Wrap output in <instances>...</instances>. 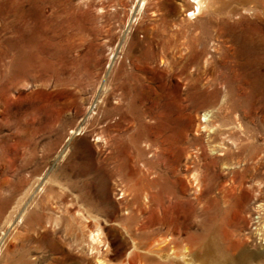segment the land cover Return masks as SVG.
Masks as SVG:
<instances>
[{"label":"rangeland","instance_id":"obj_1","mask_svg":"<svg viewBox=\"0 0 264 264\" xmlns=\"http://www.w3.org/2000/svg\"><path fill=\"white\" fill-rule=\"evenodd\" d=\"M70 1L0 0V235L38 180L29 208L39 199L43 230L69 238L84 209L107 220L103 237L118 250L121 194L149 187L186 208L184 234L214 216L215 258L204 264L249 254L245 264H264V6L211 0L191 19L189 0ZM12 29L28 37L22 49L9 46ZM228 91L235 113L203 128L206 99ZM131 139L124 153L117 141ZM79 190L88 199L76 201ZM74 246L66 263L120 262L98 261L86 243L78 258Z\"/></svg>","mask_w":264,"mask_h":264},{"label":"bare ground","instance_id":"obj_2","mask_svg":"<svg viewBox=\"0 0 264 264\" xmlns=\"http://www.w3.org/2000/svg\"><path fill=\"white\" fill-rule=\"evenodd\" d=\"M90 2L92 1L87 0L85 5L87 6ZM189 2L193 5L188 15L191 19L201 14L211 4V0H189ZM243 2L245 4L247 1L240 0L239 3L242 4ZM224 3H222V6H224ZM258 3L264 6V0H259ZM54 4L52 3L50 5L53 9ZM63 5L64 8L72 7L70 0H66ZM228 13L238 15L236 9ZM22 29H12L13 33L11 34L13 36L9 40V46L14 51L22 49L28 40V37ZM255 48L256 51L254 53L257 58V54H260L261 48ZM247 75L253 74L250 73ZM232 87L234 88V86ZM212 95L206 99V103L209 106L213 105L212 110L203 114V128L213 125L218 126L219 124L225 125L226 119L235 113L238 107L233 102L234 99H232V94L229 91L226 94L227 96L229 95L228 98L225 95L218 99L217 93L215 92ZM218 100L219 102H217ZM215 102L217 104L214 106ZM153 142L149 140L147 146L151 147ZM117 144L119 148L125 150L124 153L129 149L137 147L136 140L134 139H131L128 144H125L126 147L123 146L124 143L120 140L117 141ZM248 146L247 144H242L240 148L245 149ZM254 150L253 152L256 153L257 151ZM42 190L43 187L38 180L33 181L25 191L20 188V193L23 191L20 201L23 198L25 200L23 203L21 202V205H18L20 201L17 202L15 220L8 218V226L7 228L5 227L6 229L0 235V264L43 263L46 261V258L41 253L46 251L61 252V255L60 257L51 259V261L45 262V264H82V259L80 261L66 263L65 249L68 250L67 247H72L73 243L75 245L73 249L80 248L77 251L79 253L78 258H82L81 254L84 251L81 246L83 243H86L90 248V253H93V256L98 261L110 262L118 253L120 259L119 264H204L208 260L213 261L215 258L214 216H208L209 224L200 226L199 233L184 234L180 228V217L185 213L186 208L182 204L171 202L170 200L167 202L157 201L155 194L149 187L128 192L124 191L121 194L122 196H126V200L121 205H118L123 215L115 221L118 225L119 233L112 235L121 247L118 250L113 247L110 238L103 237L102 223H108L107 220L103 221L99 217L88 216L85 214L84 209L81 210L79 208L76 210L72 218L74 225L71 226L69 233H66L69 235V238H66L65 235L55 238L53 237L55 231L49 234L43 230L44 226L43 219L40 215L41 204H39V199L35 202L34 207L29 208L30 201ZM78 193L79 195L76 197V201L78 202L89 197V194L86 192L83 195L81 190ZM114 209L115 207L111 206L109 212L114 211ZM99 211L103 213L104 210L99 208ZM17 226H20V231L18 229L14 230ZM51 227L54 229L53 226ZM45 235H49V238L47 239ZM255 255H243L237 264H245L248 259L256 258Z\"/></svg>","mask_w":264,"mask_h":264}]
</instances>
